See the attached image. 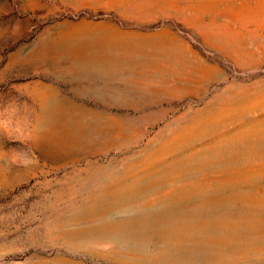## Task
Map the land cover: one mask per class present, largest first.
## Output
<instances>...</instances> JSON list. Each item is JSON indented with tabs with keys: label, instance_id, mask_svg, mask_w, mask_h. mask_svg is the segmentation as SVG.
Instances as JSON below:
<instances>
[{
	"label": "rangeland",
	"instance_id": "374dc122",
	"mask_svg": "<svg viewBox=\"0 0 264 264\" xmlns=\"http://www.w3.org/2000/svg\"><path fill=\"white\" fill-rule=\"evenodd\" d=\"M0 264H264V0H0Z\"/></svg>",
	"mask_w": 264,
	"mask_h": 264
}]
</instances>
